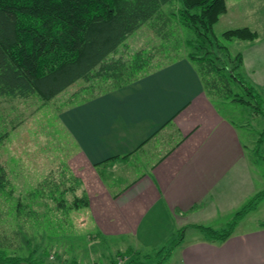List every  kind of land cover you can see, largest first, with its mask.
I'll list each match as a JSON object with an SVG mask.
<instances>
[{"label":"crops","instance_id":"0c3cea01","mask_svg":"<svg viewBox=\"0 0 264 264\" xmlns=\"http://www.w3.org/2000/svg\"><path fill=\"white\" fill-rule=\"evenodd\" d=\"M225 4L214 26L258 33L253 42L238 41V49L243 75L263 89L264 0ZM59 119L76 144L70 165L98 232L133 239L116 251L142 252L138 237L149 233L154 216L170 219L176 231L195 224L217 229L258 190L237 128L207 98L185 57L71 104ZM237 227L220 243L181 239L164 262L174 255L172 264H264V225Z\"/></svg>","mask_w":264,"mask_h":264},{"label":"trees","instance_id":"16d2710c","mask_svg":"<svg viewBox=\"0 0 264 264\" xmlns=\"http://www.w3.org/2000/svg\"><path fill=\"white\" fill-rule=\"evenodd\" d=\"M171 1L0 0V96L23 90L35 91L41 99L49 100L79 79L89 82L84 87L89 90L94 82H108L101 92L124 86L168 63H154L162 52L160 48L156 50L158 53L136 51L128 60L113 57L124 40L145 23L157 36L170 40V30L179 31L178 24L192 33L184 40L188 48L185 58L194 65L207 98L212 102H239L264 117V97L242 73L241 50L231 53L227 45L231 40L253 42L258 33L238 27L217 35L214 25L226 11L225 0H174L178 2L176 10L164 11L163 5ZM263 139L264 129L258 144ZM64 173L56 180L41 183L40 189L44 192L47 188L50 197L57 190L61 193L65 192L63 189L70 190L73 198L67 208H87L86 195H76L74 186H61L65 183ZM8 185L6 169L0 162V193ZM263 197L264 189L256 191L234 212L225 229L194 226L205 233L207 241L220 243ZM183 231L181 227L180 236L166 249L161 247L153 253L132 248L119 250L110 256L109 264H116L118 255L127 257L124 264H162L182 239ZM2 237L5 238L0 233V264H45L43 256H34V249L26 256L7 254Z\"/></svg>","mask_w":264,"mask_h":264},{"label":"rangeland","instance_id":"374dc122","mask_svg":"<svg viewBox=\"0 0 264 264\" xmlns=\"http://www.w3.org/2000/svg\"><path fill=\"white\" fill-rule=\"evenodd\" d=\"M177 7L178 2L174 0L163 5L166 12ZM176 25L179 31L170 30V40H166L157 36L148 23L142 24L124 40L113 57L128 60L136 51L158 53L156 50L159 48L162 52L153 60L155 64L185 57L188 48L184 40L192 33L188 28ZM222 31L214 26L217 35ZM238 41L227 42L231 53L237 51ZM88 84L79 79L49 100L41 99L35 91L23 90L0 96V162L9 180V185L0 193V233L5 236L2 237L3 244L9 255L26 256L34 249V256H43L45 264H72V260L76 264H108L116 250L134 244L130 238L121 240L101 236L89 207L67 208L73 198L70 190L61 189L64 193L57 190L50 197L47 188L44 192L40 189L41 183L56 180L64 171L65 183L61 186H74L76 195H86L85 187L77 176L78 170L70 165L76 144L63 127L59 113L71 104L83 102L84 97L99 94L108 86V82H94L89 90L84 88ZM259 90L264 97V88ZM215 104L237 128L257 191L263 190L264 139L260 144L258 139L264 129V117L239 102L217 100ZM138 170L134 171L137 173ZM112 174L118 175V170H112ZM62 201L64 204L59 206L58 202ZM229 216L226 225H216L215 228H227L233 214ZM259 222H264V197L236 226L251 227ZM184 229L182 239L205 236L199 228L187 226ZM144 231L149 233L138 237L139 247L144 253H153L161 247L166 249L173 239L180 236L173 222L165 216H154ZM146 240H149L147 247ZM174 259L173 255L163 264H172Z\"/></svg>","mask_w":264,"mask_h":264},{"label":"built area","instance_id":"2783aa9c","mask_svg":"<svg viewBox=\"0 0 264 264\" xmlns=\"http://www.w3.org/2000/svg\"><path fill=\"white\" fill-rule=\"evenodd\" d=\"M126 258L127 257L121 256V255L116 256L115 257L116 264H124L126 261Z\"/></svg>","mask_w":264,"mask_h":264}]
</instances>
